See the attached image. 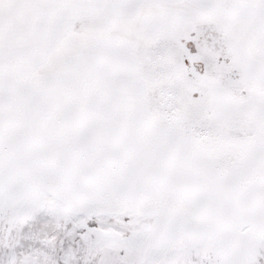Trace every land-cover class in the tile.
Returning a JSON list of instances; mask_svg holds the SVG:
<instances>
[{
    "label": "snow or ice",
    "instance_id": "obj_1",
    "mask_svg": "<svg viewBox=\"0 0 264 264\" xmlns=\"http://www.w3.org/2000/svg\"><path fill=\"white\" fill-rule=\"evenodd\" d=\"M0 264H264V0H0Z\"/></svg>",
    "mask_w": 264,
    "mask_h": 264
}]
</instances>
